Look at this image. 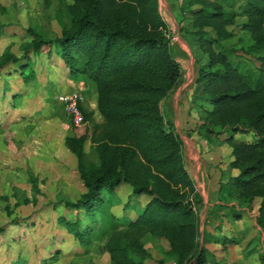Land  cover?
I'll list each match as a JSON object with an SVG mask.
<instances>
[{
  "label": "trees",
  "instance_id": "obj_1",
  "mask_svg": "<svg viewBox=\"0 0 264 264\" xmlns=\"http://www.w3.org/2000/svg\"><path fill=\"white\" fill-rule=\"evenodd\" d=\"M71 2L62 0L53 10L59 36L45 39L27 29L29 41L21 45V56L9 49L0 56V70L20 76L25 84L36 79L35 59L44 56L59 61L67 78L84 87L82 95L94 91L101 122L85 100L79 104L84 133L63 112L75 129L64 145L76 160L84 188L76 202H63L89 222L81 225L78 216L58 222L84 252L94 242L103 243L110 264H145L150 258L146 236L163 241L165 255L175 264H209V252L198 241L202 198L185 169L181 139L160 111L183 74L171 54L159 0ZM46 6L50 9L47 1ZM179 10L178 33L198 67L191 104L201 111L199 133L223 136L231 149L228 166L238 171L226 182V197L248 210L258 204L255 221L264 230V0H182ZM237 19L243 21L236 29L250 38L246 51L227 43L234 38L236 29L229 27ZM20 100L12 96V106ZM237 134L254 139L242 141ZM87 141L94 160L87 158ZM121 186L130 188V196L148 198L133 220L117 219L111 212ZM22 201L28 203L25 196ZM233 217L238 219V213ZM4 233L0 227V240ZM212 240L223 248L236 242ZM59 257L55 253L39 264H56Z\"/></svg>",
  "mask_w": 264,
  "mask_h": 264
},
{
  "label": "rangeland",
  "instance_id": "obj_2",
  "mask_svg": "<svg viewBox=\"0 0 264 264\" xmlns=\"http://www.w3.org/2000/svg\"><path fill=\"white\" fill-rule=\"evenodd\" d=\"M60 1L0 0V23L3 26L0 33V56L9 49L12 54L20 57L21 45L29 41L26 38L27 29L45 39L59 36L61 28L54 18L53 10L58 9ZM65 1L72 3L71 0ZM242 21L237 19L229 30L236 29V25ZM234 32V38L227 43L246 51L251 44L248 34L237 29ZM178 36L177 31L169 30L170 43L179 42L186 51L180 67L183 66L184 72H187L192 66L197 72L193 56H190L189 49H185V40ZM180 41L185 42V46ZM170 50L177 58L180 51L173 47ZM247 60L249 57L245 55ZM35 62L36 79L27 84L20 76H8L0 70V227L6 231L0 240V264H12L15 261L39 264L55 253L60 256L56 264H110L108 254L101 250L103 243L94 242L84 252L58 222L60 218L74 221L77 216L81 225L89 222L82 211L76 213L63 202H76L84 188L76 172V160L64 145V138L72 135L75 129L64 115L61 105L56 102V95L61 90H86L80 83H70L57 59L47 61L44 56H40ZM14 95L21 96L16 108L12 106ZM83 97L90 109H93L96 102L94 91L90 89ZM95 118L101 122L98 114ZM85 128L84 124L77 130L84 133ZM236 138L247 142L254 139L252 134H237ZM84 149L88 160H94L89 141ZM24 196L28 203L22 201ZM147 200L145 196H130V188L121 186L111 200V212L117 219L125 217L133 220L135 213L142 210ZM127 202L129 207L125 209ZM207 219H210L209 215L207 218L199 217L200 233L206 228L210 231L223 229L221 236L225 233L224 237L234 239L235 244H240L242 248L247 244L264 246V236L254 222V212H249L247 216L244 214L239 224L234 222L238 220L234 217L225 220L219 218L220 221L215 217L209 224ZM198 241L200 245L204 243L200 235ZM143 242L150 255L145 264H158V261L175 264L172 258L165 255L163 241L146 236Z\"/></svg>",
  "mask_w": 264,
  "mask_h": 264
},
{
  "label": "crops",
  "instance_id": "obj_3",
  "mask_svg": "<svg viewBox=\"0 0 264 264\" xmlns=\"http://www.w3.org/2000/svg\"><path fill=\"white\" fill-rule=\"evenodd\" d=\"M181 1L182 0H159V10L162 19L167 24L168 29H174L177 31L178 35V22L180 19L179 7ZM170 46L173 47L174 50L177 48L180 51L181 54L179 53L177 58L172 56L181 64L185 59L186 51L179 42L170 43ZM185 49L188 50L187 46ZM189 54L192 56L190 52ZM181 69L183 82L161 101L160 111L164 122L171 125L181 139L185 169L194 182L195 188L200 194L203 202L199 217L204 216L207 218L209 215L210 219H207L209 224V222L215 220V217L217 221L221 219L225 220L233 217V214L237 212L239 218L234 222L239 224L244 214L247 216L249 212H254V222L256 224L255 219L258 205H256L253 210H248L245 207H239L236 202L226 197L225 185L227 180L238 174L237 170L230 169L228 166L232 160L230 156L231 149L223 142V138H207L199 133L197 126L199 127L202 124L201 111L197 106L191 104V95L195 90L197 72L192 66L187 72H184L183 66H181ZM72 82L73 81L70 80V83ZM72 90L76 89H64L59 93ZM94 106L96 108V102ZM94 106L92 110L95 111L96 116L97 112ZM258 229L264 236V230H261L259 227ZM222 230L223 229L210 231L206 228L205 231H201L202 233H200L201 240L204 241V247L209 252V264H264V246L255 247L247 244L245 248H242L240 244H232L226 245L223 248V246L215 243L213 240L211 242L210 239H213V237L222 238ZM224 235L225 233H223V237ZM251 253L254 254L251 255Z\"/></svg>",
  "mask_w": 264,
  "mask_h": 264
},
{
  "label": "built area",
  "instance_id": "obj_4",
  "mask_svg": "<svg viewBox=\"0 0 264 264\" xmlns=\"http://www.w3.org/2000/svg\"><path fill=\"white\" fill-rule=\"evenodd\" d=\"M56 100L62 105L63 111L75 128H80L85 124L83 115L79 109V104L84 101L80 91H62L57 95Z\"/></svg>",
  "mask_w": 264,
  "mask_h": 264
}]
</instances>
